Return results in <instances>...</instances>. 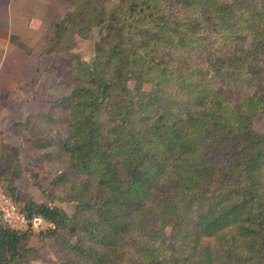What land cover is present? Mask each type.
Masks as SVG:
<instances>
[{
	"label": "trees",
	"instance_id": "trees-1",
	"mask_svg": "<svg viewBox=\"0 0 264 264\" xmlns=\"http://www.w3.org/2000/svg\"><path fill=\"white\" fill-rule=\"evenodd\" d=\"M60 1L40 48L58 74L40 85L48 110L11 127L47 202L0 148L3 188L50 227L0 215V264L40 259L44 237L57 264H264V0Z\"/></svg>",
	"mask_w": 264,
	"mask_h": 264
},
{
	"label": "crops",
	"instance_id": "crops-1",
	"mask_svg": "<svg viewBox=\"0 0 264 264\" xmlns=\"http://www.w3.org/2000/svg\"><path fill=\"white\" fill-rule=\"evenodd\" d=\"M52 6V0H0V146L18 138L11 129L15 121L48 110L46 98L37 96L40 89H33L31 80L37 68L42 71L40 85L58 78L52 68L53 57L40 54L55 16ZM6 125L8 129H4Z\"/></svg>",
	"mask_w": 264,
	"mask_h": 264
},
{
	"label": "rangeland",
	"instance_id": "rangeland-1",
	"mask_svg": "<svg viewBox=\"0 0 264 264\" xmlns=\"http://www.w3.org/2000/svg\"><path fill=\"white\" fill-rule=\"evenodd\" d=\"M53 1V6L55 9V15L63 16L67 11H69L71 8L67 5H64L61 3L60 0H52ZM103 31L100 28H94L93 29V35L89 39H79V46L77 51L82 53V55L86 59H92L94 56V44L95 42L101 37ZM36 47V46H35ZM39 47L36 48V50ZM56 77V76H55ZM40 85V83H39ZM38 90L40 89V86ZM37 96L39 97L40 92H36ZM9 96V95H7ZM2 99L5 100L4 97H6L4 94L1 96ZM41 97V96H40ZM40 101H43V98H40ZM47 102V101H46ZM43 105V104H41ZM48 105V103H47ZM43 108V106H42ZM4 129H8L7 125L4 127ZM12 129V128H11ZM257 130L261 133H264V110H263V118L260 124L257 126ZM18 137V136H17ZM3 144H9L12 147V150L10 153L14 156L15 159H18L21 161L24 169L27 171L25 175H23L21 178L17 180V184L20 186V188L25 191L30 198L34 199L35 201L39 202H44L46 201V198L42 194L41 190L38 188L37 183L40 182L42 186L47 187V183L42 180V176L44 175L41 170H39L37 167L33 166L32 163L30 162L27 153H28V148L30 145L29 141V134L25 133L21 137L18 138H11V142H2L1 146ZM0 146V148H1ZM33 172H38L40 174V179L37 180L33 176ZM47 202V201H46ZM21 204H23L21 202ZM56 205L64 208L69 214H71L74 209L76 204L73 202H60L57 201L55 202ZM50 226L46 227L48 229ZM41 230V231H45ZM40 232V231H39ZM36 232V233H39ZM38 239V240H37ZM34 241V242H33ZM30 243H35L39 245V251L41 253V258L38 260H32L28 264H57V259H56V254L54 251V240L51 238H34L33 240L30 241ZM21 264H27V263H21Z\"/></svg>",
	"mask_w": 264,
	"mask_h": 264
},
{
	"label": "built area",
	"instance_id": "built-area-1",
	"mask_svg": "<svg viewBox=\"0 0 264 264\" xmlns=\"http://www.w3.org/2000/svg\"><path fill=\"white\" fill-rule=\"evenodd\" d=\"M0 215L7 227L17 232H39L45 230L49 223L41 216L29 217L19 203L5 191L0 183Z\"/></svg>",
	"mask_w": 264,
	"mask_h": 264
}]
</instances>
